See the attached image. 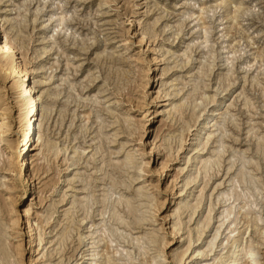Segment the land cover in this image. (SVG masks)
<instances>
[{
    "label": "rangeland",
    "instance_id": "rangeland-1",
    "mask_svg": "<svg viewBox=\"0 0 264 264\" xmlns=\"http://www.w3.org/2000/svg\"><path fill=\"white\" fill-rule=\"evenodd\" d=\"M0 10L44 90L43 146L28 168L15 153L20 92L0 66L8 264H220L242 237V264L250 243L264 264V0H0Z\"/></svg>",
    "mask_w": 264,
    "mask_h": 264
},
{
    "label": "bare ground",
    "instance_id": "bare-ground-1",
    "mask_svg": "<svg viewBox=\"0 0 264 264\" xmlns=\"http://www.w3.org/2000/svg\"><path fill=\"white\" fill-rule=\"evenodd\" d=\"M6 22L7 20L2 16L0 10V66L5 75H12L14 78V81L10 85V89L14 91L18 90L20 92V98L17 106L20 113L19 121L22 127L23 148L18 149V147H16L15 153L17 156H21V166H28L29 168V166L34 162L33 158L37 155L34 154V151L36 149H40L43 146V135L40 133V129L44 120V90L41 88L43 81H41L40 78H37V73H39L41 66H31L23 60L21 55H19L14 40L8 36V32L6 31ZM144 113L145 116L152 115V112L145 111ZM211 117H213V113L204 119L202 126L197 132L196 139L199 140L204 134L206 135L207 124L209 123ZM8 128L9 121L7 120V116H3L0 118V132L4 133V130ZM154 150L155 148L153 147L152 151L154 152ZM197 159L201 165L200 168L204 173H207L209 169L207 163L200 158ZM161 169V167L158 168V173L161 172ZM34 177V173L29 171L27 174V181L33 183L35 186ZM24 216L27 218L29 227L33 231L31 238L33 241L36 228L34 223L29 219L31 216V204L26 206ZM243 250L244 238L242 237L234 242V249L232 250L230 260L226 261L225 263L221 262L220 264H242L240 258ZM245 251L252 264H259L258 253L252 243L246 247ZM0 254V260L3 261L4 264H8V259L12 254L8 250L7 245L0 247ZM32 260L35 262L37 260V256L32 257Z\"/></svg>",
    "mask_w": 264,
    "mask_h": 264
}]
</instances>
